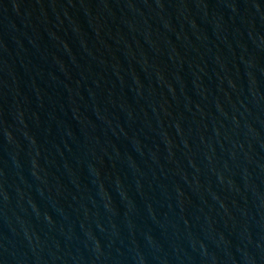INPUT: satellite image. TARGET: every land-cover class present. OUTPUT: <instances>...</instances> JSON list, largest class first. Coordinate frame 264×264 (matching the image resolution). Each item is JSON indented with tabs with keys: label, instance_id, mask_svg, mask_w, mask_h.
Here are the masks:
<instances>
[{
	"label": "water",
	"instance_id": "obj_1",
	"mask_svg": "<svg viewBox=\"0 0 264 264\" xmlns=\"http://www.w3.org/2000/svg\"><path fill=\"white\" fill-rule=\"evenodd\" d=\"M0 264H264V0H0Z\"/></svg>",
	"mask_w": 264,
	"mask_h": 264
}]
</instances>
